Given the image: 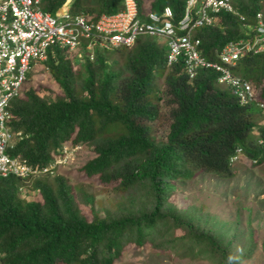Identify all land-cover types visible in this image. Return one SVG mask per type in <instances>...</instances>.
I'll return each mask as SVG.
<instances>
[{
  "label": "trees",
  "instance_id": "trees-1",
  "mask_svg": "<svg viewBox=\"0 0 264 264\" xmlns=\"http://www.w3.org/2000/svg\"><path fill=\"white\" fill-rule=\"evenodd\" d=\"M63 1L45 0L42 6L53 13ZM90 1L71 0L69 10L96 15L114 12L122 4V0ZM184 2L136 0V6L143 14L169 5L176 18ZM233 5L247 18L262 8L261 0H233ZM238 25L232 13L220 12L217 23L197 31L202 54L212 58L215 50L237 38ZM94 52L89 60L83 49L74 52L48 45L44 59L36 60L27 72L22 93L9 101L6 124L9 131L25 135L10 152L33 165L60 157L64 143L86 145L77 171L84 180L119 194L114 210L104 216L92 206L78 210L72 188L57 172L32 179L34 198L19 195L18 177L0 176V264H111L124 249L156 245L155 237L167 223L185 232L172 240L187 237L179 244L185 255L212 264H237L245 251L236 253L232 248L235 232L226 234L216 226L221 232L213 233L209 222L208 229L203 223L196 226L165 201L176 188L175 181L192 177L195 170L231 177L229 156L237 146L248 160L262 161L264 144L256 139L264 140V110L253 101L240 104L227 87L216 83L208 68L197 69L189 78L180 57L165 65V46L156 37L140 34L129 46ZM37 65L58 85L55 97L26 87L40 74L32 72ZM233 72L247 79L257 100L264 102L260 54H245ZM161 75L159 86L156 78ZM155 125L162 128L161 134L154 131ZM136 187L148 196L141 206L135 205L137 197L131 193Z\"/></svg>",
  "mask_w": 264,
  "mask_h": 264
},
{
  "label": "built area",
  "instance_id": "built-area-1",
  "mask_svg": "<svg viewBox=\"0 0 264 264\" xmlns=\"http://www.w3.org/2000/svg\"><path fill=\"white\" fill-rule=\"evenodd\" d=\"M43 1L0 0V175L11 173L25 177L38 171L24 158L4 153L10 136L4 122L9 117L10 99L18 95L26 73L36 60L44 58L50 44L68 50L83 47L92 58L95 46H128L140 34L161 37L166 44V64L180 57L188 77L194 76L199 68H210L216 72L217 81L227 86L239 103L255 100L264 110V102L257 100L251 83L231 71L244 54L258 53L264 60V16L260 11L245 22L232 0H185L176 18L169 5L159 11L147 10L139 16L135 0H122L121 10L94 15L83 10L71 11V0H64L52 14L43 8ZM222 11L237 16L243 27L242 35L225 42L209 58L200 51L197 31L217 22ZM46 169L44 166L40 171Z\"/></svg>",
  "mask_w": 264,
  "mask_h": 264
},
{
  "label": "rangeland",
  "instance_id": "rangeland-1",
  "mask_svg": "<svg viewBox=\"0 0 264 264\" xmlns=\"http://www.w3.org/2000/svg\"><path fill=\"white\" fill-rule=\"evenodd\" d=\"M84 2L87 4L91 1ZM261 3L264 13V0H261ZM112 56L118 58V52L112 53ZM41 68L39 65L33 68L32 72L36 70L40 74L33 75L31 81L26 83V87L36 88L40 95L53 98L59 94L58 85L49 73ZM162 80L161 75L156 78V83L160 86ZM35 84H40V87H35ZM24 85L20 86V93ZM153 129L158 134L162 133V128L159 130L158 125ZM86 147L83 144L72 147L62 144L61 151L64 154L59 160L62 163L55 166L53 173L57 172L64 176L72 188L71 193L74 195L78 210L92 206L97 215L104 216L108 213L106 211L114 210L119 194L80 177L77 166L86 152ZM231 167L234 174L227 178L195 170L192 177L176 180V188L169 191L165 204L172 206L186 221L190 223L194 221L196 226L203 223L208 229L210 228L208 222L212 223L210 231L213 233L221 232V230L217 232L216 226L224 229L226 234L235 232L232 248L236 253L245 251L237 264H264V159L254 162L240 155L231 163ZM143 190L137 187L131 190L137 197L135 205L141 206L142 201L146 200L144 196L148 197ZM19 195L34 198L35 189L25 184ZM163 228L155 237L156 245L143 244L139 248L124 249L120 257L115 258L111 264H212L203 257H191L183 253L182 245L179 244L186 243L187 237L179 242H175L178 239L172 241L176 233L185 232L170 223Z\"/></svg>",
  "mask_w": 264,
  "mask_h": 264
},
{
  "label": "clouds",
  "instance_id": "clouds-1",
  "mask_svg": "<svg viewBox=\"0 0 264 264\" xmlns=\"http://www.w3.org/2000/svg\"><path fill=\"white\" fill-rule=\"evenodd\" d=\"M232 3H233V0H232ZM135 4H136V0H135ZM234 6V5H233ZM122 7H123V2H122V4H121V7H120V9H118V10H116V11H119V10H121L122 9ZM234 8H235V6H234ZM136 9H137V6H136ZM235 10L238 12V13H240V14H242L243 16H244V20H245V22H249V21H251L252 19H253V17H254V15H255V13L257 12H255L251 17H248L247 18V16L244 14V13H241V12H239L236 8H235ZM258 11H260V12H262V14H263V16H264V13H263V11H262V9H260V10H258ZM115 12V11H114ZM222 12H226V11H222ZM54 13V12H53ZM52 13V14H53ZM110 13V12H109ZM230 13V12H229ZM137 14L139 15V16H141V15H143V14H140L139 12H138V10H137ZM220 14V13H219ZM233 14V13H232ZM234 16H235V18H236V20H237V22H238V26H239V29H240V35L239 36H241L242 35V33H241V31L243 30L242 28V26H241V24H240V22L238 21V19H237V16L235 15V14H233ZM219 16V15H218ZM218 22V21H217ZM217 22H215V23H217ZM214 23V24H215ZM213 25V24H212ZM210 26V25H209ZM142 35H146V34H142ZM148 36H150V35H148ZM238 36V37H239ZM152 37H156V36H152ZM237 37V38H238ZM156 38H158L160 41H162L163 43H164V46H165V54H166V44H165V41L161 38V37H156ZM237 38H235V39H237ZM234 40V39H233ZM229 41V40H228ZM121 46H125V45H121ZM129 46V45H128ZM116 47H120V46H116ZM62 48H64V47H62ZM105 48H114V47H103V48H99V47H94V48H92V51H93V57L92 58H89L88 57V55L86 54V51L83 49V47H77V48H75V49H73V50H69V51H75V52H77V50H81V49H83V51H84V54L88 57V59L89 60H93L94 59V55H95V49H97V50H102V49H105ZM68 50V49H67ZM77 54V53H76ZM245 55V54H244ZM244 55H242V56H244ZM261 55V54H260ZM241 56V57H242ZM45 57V56H44ZM241 57H239L238 59H240ZM261 57H262V55H261ZM44 59V58H43ZM238 59L236 60V62H235V64L237 63V61H238ZM263 59V58H262ZM38 60H42V59H38ZM37 60V61H38ZM37 61H35V62H37ZM263 62H264V60H263ZM172 63H174V62H172ZM171 63V64H172ZM235 64H234V66H235ZM165 65H170V64H166V59H165ZM234 66L231 68V71L233 72V68H234ZM33 67V66H32ZM31 67V68H32ZM184 69V68H183ZM208 69H210V68H208ZM210 70H212V69H210ZM197 71V70H196ZM213 71V70H212ZM186 73V72H185ZM215 73V81H216V83L218 84V85H220V86H222V87H227V86H225L224 84H222V83H219L218 81H217V74H216V72H214ZM233 73H235V72H233ZM27 74V73H26ZM237 74V73H236ZM195 75V74H194ZM193 77V76H192ZM192 77H189V78H192ZM25 80V79H24ZM264 80V79H263ZM228 88V87H227ZM229 89V88H228ZM230 90V89H229ZM232 93V92H231ZM18 94H19V92H18ZM234 95V94H233ZM16 97V96H15ZM12 99V98H11ZM10 99V100H11ZM238 101V100H237ZM250 102H252V101H250ZM255 104H256V101L254 100L253 101ZM247 103H249V102H247ZM240 104H245V103H240ZM257 105V104H256ZM258 106V105H257ZM8 107V106H7ZM8 111H9V109H8ZM10 116V115H9ZM9 119V117L5 120V122H4V125L6 126V129H7V131L10 133V136L8 137V139H7V141H6V144H5V146H4V153H6L7 155H9V156H18L19 158L20 157H22V158H24L25 159V161H26V163L28 164V165H30V166H32V167H35V168H37L38 169V171L36 172V173H34V174H29V175H27V176H25V177H21V176H17V175H14V174H11V173H9V174H6V175H0V176H7V175H13V176H16V177H18L19 179H21V184L19 185V191H20V189L21 188H23V186L25 185V184H27L28 186L30 185V183H31V181H32V179L33 178H35V177H39V176H41V175H43L44 173H47V172H53V170H54V168H55V166L57 165V164H59V163H62L61 161H59L60 160V157H54V158H52L48 163H46V164H44V165H41V166H37V165H33V164H31V163H28L27 162V160H26V158L25 157H23L22 155H20L19 153H15V154H13L12 152H10V150L12 149V147H13V145H14V143H15V141L16 140H18V139H21L22 137H24L25 135L20 131V130H14V131H9V129H8V126H7V124H6V122H7V120ZM263 120V121H262ZM261 121L262 122H264V118H262L261 119ZM264 137V136H263ZM257 142L259 143V144H264V140H263V138H262V136H259L257 139ZM77 145V144H76ZM70 147H72V146H70ZM237 148H239V151H237L236 149ZM62 154H64V152L62 151ZM240 155H242V152H241V147H239V146H237V147H235L234 148V152L229 156V162L230 163H232L234 160H236V159H238L239 157H240ZM59 158V159H58ZM46 167L47 169L45 170V171H40V169L42 168V167ZM32 189H35L36 190V188H32Z\"/></svg>",
  "mask_w": 264,
  "mask_h": 264
}]
</instances>
